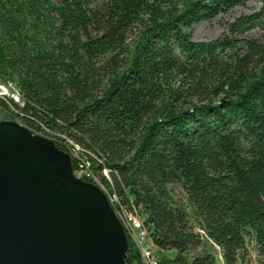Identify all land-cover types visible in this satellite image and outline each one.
Returning a JSON list of instances; mask_svg holds the SVG:
<instances>
[{
    "label": "trees",
    "instance_id": "trees-1",
    "mask_svg": "<svg viewBox=\"0 0 264 264\" xmlns=\"http://www.w3.org/2000/svg\"><path fill=\"white\" fill-rule=\"evenodd\" d=\"M247 1L0 0V82L22 100L0 111L88 163L175 251L159 264H217L213 246L236 264L246 238L264 258V0L213 39L190 30Z\"/></svg>",
    "mask_w": 264,
    "mask_h": 264
},
{
    "label": "water",
    "instance_id": "water-1",
    "mask_svg": "<svg viewBox=\"0 0 264 264\" xmlns=\"http://www.w3.org/2000/svg\"><path fill=\"white\" fill-rule=\"evenodd\" d=\"M128 240L103 190L70 155L0 120V264H126Z\"/></svg>",
    "mask_w": 264,
    "mask_h": 264
},
{
    "label": "rangeland",
    "instance_id": "rangeland-1",
    "mask_svg": "<svg viewBox=\"0 0 264 264\" xmlns=\"http://www.w3.org/2000/svg\"><path fill=\"white\" fill-rule=\"evenodd\" d=\"M259 5L258 2L255 0H249L245 4V6H235L223 13L218 14L216 17L209 21H200L198 23H195L190 28L192 37L195 40H210L217 36H219L223 31V23L225 21H229L240 15L241 13L248 12L251 8H255ZM243 36L246 37H259L260 36V30L257 28H253L247 32L244 33ZM133 37V34H130V39ZM4 85L0 82V85ZM6 89L4 91L7 92V97H11L13 101L21 104L22 100L20 97V94L17 92V89L11 85L8 84L5 87ZM12 92V93H10ZM5 97L4 99H7ZM13 110V108H10ZM0 118L4 119H11L14 120L20 124H22L21 120L13 113H9V110L3 109L0 111ZM23 125V124H22ZM41 135V134H40ZM48 138V137H47ZM50 139V138H49ZM139 227L134 223L133 229L135 232H138ZM195 230L197 228L195 227ZM146 245L151 249L152 255L155 256L156 260H158V257H166V258H173L175 251L172 249H166V250H159L155 248L148 240L145 241ZM215 252L216 258H217V264H224L220 255V251L218 247L213 246L212 249ZM200 251V249H194L189 251V257L194 255ZM159 261V260H158ZM236 264H264V258L258 253L257 248L254 244V242L246 238L244 247L239 251V257L236 262Z\"/></svg>",
    "mask_w": 264,
    "mask_h": 264
},
{
    "label": "bare ground",
    "instance_id": "bare-ground-1",
    "mask_svg": "<svg viewBox=\"0 0 264 264\" xmlns=\"http://www.w3.org/2000/svg\"><path fill=\"white\" fill-rule=\"evenodd\" d=\"M0 87H1V88H5L6 85H2V84H1ZM7 95H8V94L5 93V94H4V98L7 97ZM7 98H10V99H11V97H7ZM74 147H75V149L78 148L77 146H74ZM75 149L73 148L72 150H70V154H71L74 158H76V156H77V154H76V152H75V151H77V150H75ZM65 152H67V151H65ZM70 157H71V156H70ZM75 161H76V160H75ZM77 164H79V165H85V169H88V168H89V167H88V163L80 162V161H78V159H77ZM103 173L106 175V171H105V170L103 171ZM73 174H74L75 177H78V178L82 179V176H79V173L76 172V166H75V168L73 169ZM92 177H93V175H92ZM95 185H97L96 182H95ZM97 186H98L99 188H101L99 185H97ZM101 190H102V188H101ZM105 194H106V193H105ZM106 196H107V195H106ZM107 199H108V201H109V203H110L112 209L114 210L115 215L117 216L118 220L120 221V223H121V225H122V227H123L125 233H126V226L128 227V229H129L130 231L135 232L134 229H133V225H132L133 216H132L131 214L127 213V212L123 209V207L118 203L117 197H116L115 195H111L110 197L107 196ZM136 234L139 235V237H140V241H142V246H143V248H145V252H146V254H152L151 249H150V248L146 245V243H145V241L147 240V237H146V233H145V231L142 230V229H139L138 232H136ZM152 256H153V255H152Z\"/></svg>",
    "mask_w": 264,
    "mask_h": 264
},
{
    "label": "built area",
    "instance_id": "built-area-1",
    "mask_svg": "<svg viewBox=\"0 0 264 264\" xmlns=\"http://www.w3.org/2000/svg\"><path fill=\"white\" fill-rule=\"evenodd\" d=\"M5 89L6 88L0 87V98L2 99H4V94L7 93L6 91H4ZM76 172L79 173V176H82L83 180H86V181H89L95 184V180L92 177L91 170L85 169V165L76 164ZM125 234L132 240L134 246L138 250L139 257H140V264H159L155 256H152V254H146L145 248H143L142 246V241H140V237L139 235L136 234V232L130 231L128 227L126 226Z\"/></svg>",
    "mask_w": 264,
    "mask_h": 264
},
{
    "label": "flooded vegetation",
    "instance_id": "flooded-vegetation-1",
    "mask_svg": "<svg viewBox=\"0 0 264 264\" xmlns=\"http://www.w3.org/2000/svg\"><path fill=\"white\" fill-rule=\"evenodd\" d=\"M4 118H0V120H3Z\"/></svg>",
    "mask_w": 264,
    "mask_h": 264
}]
</instances>
